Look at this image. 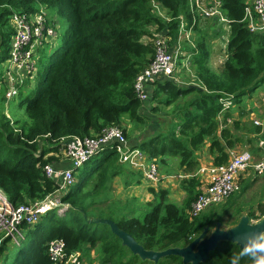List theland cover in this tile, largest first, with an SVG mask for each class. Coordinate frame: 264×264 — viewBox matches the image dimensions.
Segmentation results:
<instances>
[{
	"label": "trees",
	"instance_id": "obj_1",
	"mask_svg": "<svg viewBox=\"0 0 264 264\" xmlns=\"http://www.w3.org/2000/svg\"><path fill=\"white\" fill-rule=\"evenodd\" d=\"M220 1L230 21L223 70L217 73L208 66L211 49L201 37L196 40L191 60L194 82L182 86L174 81H158L148 101L143 102L135 93L134 82L154 59L155 52L153 45L144 44L142 39L153 40L163 34L171 39V44L175 43L179 17L187 15L189 23L192 20L188 0H0V80L1 66L8 57L10 19L14 13H35L45 6L68 23L61 45L41 65L36 89L21 97L20 106L25 107L29 123L20 126L16 121L15 128L0 116V190L9 204L18 207L43 201L57 189L55 182L43 173V168L55 160H45L44 156L57 149L43 147L39 157L37 140L51 144L68 136H95L108 127L123 128L125 119L135 131H141L136 148L161 164L168 158H178L180 169L193 176L199 166L195 154L207 142L211 144L215 165L228 163L227 150L244 141L228 127L231 114L223 113L220 100L230 98L233 103H241L264 87V33H250L242 23L248 0ZM154 3L166 10L165 16L154 11ZM152 26L156 32H150ZM159 105L177 107L171 118L154 122L158 126L156 132L144 138L143 131L151 119L148 114L156 112ZM221 115L223 125L219 121ZM235 126L238 130L239 123ZM123 130L130 140L128 129ZM251 131L264 141L261 127ZM46 135L50 136L44 139ZM93 160L81 168L82 176L89 175L87 168ZM118 169L106 168L107 173H112L110 177L120 174ZM104 185L105 193L107 184ZM199 185L196 177L182 180L181 186L188 194L182 207L169 200L168 190L151 188L154 201L146 211L136 212L125 206L118 212L120 208L110 209L111 217L98 219L114 221L146 250L162 252L186 247L206 227L215 224L210 216L191 220L188 215ZM76 190L63 197V202L70 205L64 217L52 211L36 226H23L25 239L16 248L15 257L11 261L6 256L0 264H53L48 245L55 239H63L69 253L97 249L99 260L105 264H183L177 256L154 263L133 255L109 226L86 221L85 215L88 220H96L90 216L95 211L90 209L101 204L88 203ZM260 211L264 216V205ZM248 216L259 219L253 213ZM9 241L6 239L0 246L2 258ZM231 251L232 244L222 242L204 264H230Z\"/></svg>",
	"mask_w": 264,
	"mask_h": 264
},
{
	"label": "built area",
	"instance_id": "obj_2",
	"mask_svg": "<svg viewBox=\"0 0 264 264\" xmlns=\"http://www.w3.org/2000/svg\"><path fill=\"white\" fill-rule=\"evenodd\" d=\"M188 3L192 20L188 24L183 16L179 17L180 25L176 42L171 44V39L163 34H157V37L152 40L154 59L134 82L135 93L143 102L148 101L155 83L162 80L176 82L181 68L189 70L190 57L186 59L188 54L184 52L183 46L185 43H194V31L201 22L211 21L226 28L229 26L230 21L224 14L220 0H188ZM242 23L250 33H264V0H253L250 4L247 3ZM10 25L12 36L8 57L1 66L0 80L1 87L5 89L7 103L19 97L21 89L29 87L30 82L38 78L41 66L40 53L48 46H53L56 39L62 38L63 35L60 33L61 25L56 20L55 22L50 20L48 8L45 6H41L35 13H14L10 19ZM228 41H226V47ZM181 59L184 60L179 63ZM220 103L223 111L233 104L230 98L221 99ZM49 136L46 135L43 138L47 139ZM36 142L40 144L37 152L39 157L43 147L57 149L44 156L45 160L50 157H54L55 160L43 168L44 176L53 180L57 189L43 201L18 207L11 206L6 196L1 195L0 192V234H3L0 237V246L9 239L16 248L19 247L25 239L26 231L23 226H36L45 215L52 211L57 210L59 214L67 212L70 205L63 202V197L71 192L77 183L75 173L103 152L112 150L118 157L119 164L128 165L138 172L145 182L154 187L163 180L157 160L150 159L141 149L132 145L121 127H108L100 134L90 137H63L52 141L51 144L42 143L40 140ZM259 146L264 149V141L260 142ZM251 169L255 173L263 174L264 157L256 162L253 153L246 150L232 153L226 164L203 166L193 176L171 175L164 180L203 178L198 196L189 211V217L193 220L200 217L207 209L225 203L233 194L239 192L242 175ZM263 218L264 216L252 221L257 223ZM48 253L53 264H105L99 260L87 261L83 251L69 253L63 239L51 241L48 245Z\"/></svg>",
	"mask_w": 264,
	"mask_h": 264
},
{
	"label": "rangeland",
	"instance_id": "obj_3",
	"mask_svg": "<svg viewBox=\"0 0 264 264\" xmlns=\"http://www.w3.org/2000/svg\"><path fill=\"white\" fill-rule=\"evenodd\" d=\"M152 6L154 8V11L158 15L160 16L166 15V10L163 9L161 5L154 3L152 4ZM48 14H49L50 20H53L54 22L56 20V22L61 25L60 33L63 34L68 27V23L65 20L59 18V16L57 15V12L53 9H48ZM199 26L200 27L198 31L195 33V37H196L195 42L200 36L202 37L203 35L205 36V39L207 41H210V40L216 41L217 43L216 46L211 45V48L213 52H218L217 53L218 59L214 58L212 62H213V65L215 66L214 71L217 73H220L223 70L224 62L227 59L226 41L229 40V37H230L229 29L226 30V27L216 25L212 23L211 21L208 23L203 21L200 23ZM214 30L220 31L221 33L215 34L213 32ZM156 31H157V28L155 26L150 27V32H156ZM61 39H62L61 37L56 39L53 46H48L45 50H43L40 53V56H41L40 65H42V63H45L46 60L52 55V53L61 45ZM142 42L144 44H152V40L149 37H144L142 39ZM194 46L193 45L191 46L188 43L186 44V47H194ZM194 51L193 49H190L189 53L191 54ZM40 69H41V66H40ZM190 74L192 73L181 70V73L178 75L177 81L174 83L178 85H182V86L189 85L186 81H187L188 76H190ZM192 80L193 78L191 76L190 81ZM30 83L31 84L29 85V87H25V89H21V93L19 97L13 99L9 103H7L6 98H5V89H3L0 85V116H3L6 119V121H10L11 125L15 128H18L15 125L16 121L20 122V126H22L23 124L29 123V118L27 116L26 109L25 107L20 106V101H21V97L33 93V91L36 89L38 78L34 81H31ZM193 97L194 95L188 97L187 99L193 98ZM176 107H177L176 105H172L170 107L160 106V108H158L156 112H153L152 114H148V116L151 117V119H150V122L146 126V129H145L146 131H143V136H147V135L149 136V134L151 133L153 134L154 132H156L158 126L154 124V122H157L158 119L163 120V119L171 118L172 113ZM260 110H261V113H264V109L262 107L260 108ZM256 115L258 116L257 117L258 120H262L260 118L261 115L259 113H256ZM248 125H251V126L253 125V129L257 127L256 125L253 124L252 121H250ZM123 126L128 129L130 140H134V138L140 137L141 131H135L132 125L129 124L128 119L124 120ZM136 132H138V136L135 135ZM106 157H107V153L100 154L99 156L94 158L93 162L87 168V173L89 175H84L87 178L86 181L84 179V176H82V169H80L79 171L75 173V178L77 179V183L72 189L77 188L76 191L79 190L81 196L89 200L88 203H91V202L100 203L101 202L100 200H103L105 198H107L106 200H108L107 203H103L101 205L96 204L95 208L90 209V210L95 211V214L90 215L92 219L97 220L98 217H111L112 215H110V212L112 210L110 209L116 210L120 208L119 210H116V212H118L122 208L125 207L124 204H127L131 209L132 207H135L136 209L146 208L145 204L141 206L139 203H135L132 200V198L139 199V197L143 199V193L141 191H137L134 193L132 191L124 190L123 184H124V181H126V175L121 176V178L120 177L113 178L114 176L110 177L112 173H107L106 168L110 167L112 169H116V168L118 169V166L116 165V163L118 162V159L112 158V157H108L106 159ZM158 165H159L160 172L164 173L165 171L160 162H158ZM120 168L124 171L130 170V168L127 167L126 165H120ZM167 169L170 170V166H168ZM247 174L245 176L246 178H243L241 180V183H240L241 189L239 192L233 194V196L225 203L220 204V205H215L207 209L200 216L201 219H205L206 217H209V216L211 219H213V223L215 224H212L210 226L211 230H214L216 228L217 223H221L222 227H224L227 223H229L227 227L230 229L234 227L235 224H238L240 219L243 216H248L250 213L255 214L258 218L262 217L260 206L264 205V173L258 174V173H255L253 169H251ZM169 175H175V174L171 173ZM133 176H137V174L133 173ZM107 177H110V180L108 181V183H107ZM103 183L107 184L106 187H108L109 196H105L106 193H102L104 190L103 187H105V185L103 186ZM172 183L173 184L176 183L180 188V184H182V180L179 181L175 179L172 181ZM145 184L148 187L151 186L147 182H145ZM145 189L148 191L149 194H151L149 191V188H145ZM157 189H160V188L157 187ZM0 192L2 193L1 195H5L1 190ZM181 192L182 191H177L175 194H173V197L175 199H180V200L185 199L186 196L184 197L182 196L180 198ZM139 201L142 202V200H139ZM65 213L59 214L56 210V215L58 217H64ZM217 220H221V222H217ZM2 236L3 234L1 233L0 237ZM7 246H8V252L7 254H4L5 256L3 255V258H1L2 261L6 256L8 257V260L10 259L12 261V259L15 257V254L17 252L16 247L14 246L12 242L9 241ZM83 253H84L86 260L89 262H96L100 258L97 249H90V251L86 250Z\"/></svg>",
	"mask_w": 264,
	"mask_h": 264
},
{
	"label": "crops",
	"instance_id": "obj_4",
	"mask_svg": "<svg viewBox=\"0 0 264 264\" xmlns=\"http://www.w3.org/2000/svg\"><path fill=\"white\" fill-rule=\"evenodd\" d=\"M252 1L253 0H248L247 3L250 4ZM183 17L185 18V20H187V22L189 24L188 16L187 15H183ZM198 27H200V26H198ZM229 28L230 27L227 26L226 30L229 29ZM198 29L199 28H197L194 31V37H193V42L194 43L193 44L188 43L191 46L192 45L196 46L195 33L198 31ZM213 32L215 34H220L221 33L220 31H217V30H214ZM202 37H205V36L203 35ZM200 38H201V36L197 40H199ZM212 41L213 40L208 41V43L210 45V49H211V56H210V59L208 61V66L214 71L215 70L214 69L215 66L213 65L212 61L214 60V58L218 59V56H217L218 52H213V50L211 48V45L216 46L217 43H216V41H213V42ZM186 44L187 43L184 44L183 48H184V52L186 54H188L186 59L188 57H190V67H189L190 71H188L187 68H183L181 70L192 73V74H190V76H188L187 81H186L187 83H191V82H194V76H193L194 72H193L192 66H191V60H192V57H193V53L190 54L189 50L190 49H194L195 46L194 47H186ZM183 60L184 59H181L179 63H182ZM191 76L193 78L192 81H190V77ZM261 107L264 109V87L260 88L259 90H257L251 97L244 99L241 103H233L232 106L229 109H227L226 111H223V113H230L231 114V118H229L227 120V122H228V127L232 130L233 135L235 137H238V138H240V139H242L244 141V142H242L241 145H236L235 148H233L232 150H229V149L227 150V152L229 154V158H230V155L232 153L242 152V151H246V150L251 151L253 153L256 162L260 161L264 157V149L259 146L260 142H263V140L259 139V135L255 134V133H253V131H251V129H253L252 126L248 125L249 122L252 121L254 125L261 127L262 131H264V113H261V110H260ZM256 113H259L261 115L260 118L262 120H258V118H257L258 114L256 115ZM247 118H249V119H247ZM219 121H220L221 125H223L224 117L222 115L220 116ZM236 123H239V129L238 130L236 129V126H235ZM123 128H125V127L123 126ZM135 135L138 136V132H136ZM147 136H144V138L147 137ZM137 139H138V137L134 138V140H130L132 145H134L135 147L139 143L137 141ZM210 146H211L210 142H207L205 147H203L201 150L196 152L195 155L197 156V161L199 162V166L196 169L195 174L203 166L215 165V156L213 154H211ZM110 152H113V151L112 150H108V151L103 152L101 154L107 153V157H106V159H107L108 157H112V156H110ZM112 158L118 159V157L116 156L115 153H114ZM118 164H119V162H117L116 165L118 166V168H119L118 170H120L121 173L118 174V175L116 173H113V176H114L113 178H115V177L116 178H119V177L121 178V176L126 175V181H124V184H123L124 185L123 186L124 190L125 191L126 190L132 191L134 193L137 192V191H141L143 193V199H141V197H139V199L132 198V200L135 203H139L141 206L145 204L146 208H142V209L137 208L136 209L135 207H132V211L133 210H136V212L146 211V209L149 208V204L154 201V196L152 194H149L148 191L145 188H149V191H150L151 188H153L156 191H159L161 189L162 190H168L169 191V200L171 202L175 203L176 205L181 206V207L184 205L185 200L188 198V194L182 188L181 184H180V188H179V186L176 183L173 184L172 181L164 180L165 177L171 176V175H169L171 173H174L175 175H180V174L185 175V176L188 175V174H186L184 172V169H180V167H179V159L178 158H168V159H166V163L165 164H161L163 166V169H164L165 172L164 173L161 172V175L163 176V180L157 186L160 189H157V187H154L152 185L150 187H148L145 184V181L143 180L141 175H139L138 172L134 171L132 168H130L128 165H126L127 167L130 168V170H129L130 172H133V173L137 174V176H131L130 175L131 173L129 171L121 170L120 165H123V164H120V165H118ZM168 166H170V170L167 169ZM248 172H246L245 174L242 175V179L246 178L245 176H246V174ZM197 179L199 181V184L202 185L203 178L199 177ZM200 185L197 188L198 192H199ZM177 191H182L181 194H180V198L182 196L183 197L186 196L185 199H183V200L175 199L173 197V194H175ZM102 193H104V191ZM105 193H106L105 196H109L108 187H107ZM106 199L107 198L101 200L100 204L107 203L108 200H106ZM139 200H142V202H140ZM124 206H128V205L124 204ZM189 211H188V215H189Z\"/></svg>",
	"mask_w": 264,
	"mask_h": 264
},
{
	"label": "water",
	"instance_id": "obj_5",
	"mask_svg": "<svg viewBox=\"0 0 264 264\" xmlns=\"http://www.w3.org/2000/svg\"><path fill=\"white\" fill-rule=\"evenodd\" d=\"M84 218L91 224L96 223L109 226L112 233L122 241V245L129 249L133 255L138 256L142 261H150L154 263H158L160 260L167 257L177 256L182 259L183 264H204L209 260L211 253L218 248L220 243H231L233 236L235 235L234 232H222V224L217 223L214 230H211L209 226L206 227L203 233L198 237H195L186 247L172 248L157 252L146 250L133 236L121 230L118 224L110 219L88 220L86 215ZM247 220H251L249 216H243L239 223L230 229L240 227L243 222L241 227V230H243V227H246L247 225ZM253 224L264 227V218Z\"/></svg>",
	"mask_w": 264,
	"mask_h": 264
},
{
	"label": "clouds",
	"instance_id": "obj_6",
	"mask_svg": "<svg viewBox=\"0 0 264 264\" xmlns=\"http://www.w3.org/2000/svg\"><path fill=\"white\" fill-rule=\"evenodd\" d=\"M228 224L221 231L235 233L231 241L230 264H264V227L253 224L251 220H247L243 230V222L236 229H229Z\"/></svg>",
	"mask_w": 264,
	"mask_h": 264
}]
</instances>
